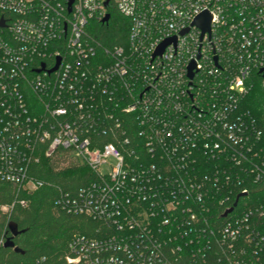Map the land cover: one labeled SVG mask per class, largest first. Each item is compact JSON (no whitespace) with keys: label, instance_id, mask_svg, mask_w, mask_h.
<instances>
[{"label":"built area","instance_id":"obj_1","mask_svg":"<svg viewBox=\"0 0 264 264\" xmlns=\"http://www.w3.org/2000/svg\"><path fill=\"white\" fill-rule=\"evenodd\" d=\"M105 1L0 0V178L33 190L63 152L91 171L56 199L101 224L71 264H264V197L239 202L264 143L238 108L253 70L264 87V0ZM110 8L124 45L91 29Z\"/></svg>","mask_w":264,"mask_h":264},{"label":"trees","instance_id":"obj_2","mask_svg":"<svg viewBox=\"0 0 264 264\" xmlns=\"http://www.w3.org/2000/svg\"><path fill=\"white\" fill-rule=\"evenodd\" d=\"M109 12L107 22L93 21L91 29L103 45H124L128 21L111 8ZM251 82L252 86L238 108L253 117L264 143V87L257 70L252 71ZM260 169L264 172V164ZM28 172L42 182L33 190H23L0 178V264H30L38 259L41 264H71L66 261L70 238L76 233L97 235L100 232L96 229L101 224L85 216L68 213L56 204V199L59 189L75 193L79 186L93 178V174L85 165L67 158L65 152L40 160L31 165ZM259 185L263 187L250 183L249 197H241L239 202L259 203L257 201L264 197V178ZM21 200H25L26 205L23 206ZM4 206L5 209L2 208ZM10 223L21 230L12 237L14 247L20 251L3 246L11 236Z\"/></svg>","mask_w":264,"mask_h":264},{"label":"water","instance_id":"obj_3","mask_svg":"<svg viewBox=\"0 0 264 264\" xmlns=\"http://www.w3.org/2000/svg\"><path fill=\"white\" fill-rule=\"evenodd\" d=\"M73 0H69V5L72 3ZM105 4L108 6V0L105 1ZM109 13H107L104 18L102 19L103 22H106L108 21L109 19ZM209 21H210V15L207 13V12H202L200 15H198L195 20H194V23L199 26L202 30V32H205V31H209ZM3 23L2 21L0 22V26H2ZM169 42V40H166L164 41L160 47L157 49V53H160L164 46ZM192 68V66L190 67V69ZM262 71V76H264V69L261 70ZM192 75V72L190 71L189 72V76ZM9 229L11 231V236H9L3 246L4 247H13L15 251H20L18 247H14V242L12 240V237L17 235L18 233L21 232V230H18L17 226L13 223H10L9 224Z\"/></svg>","mask_w":264,"mask_h":264}]
</instances>
